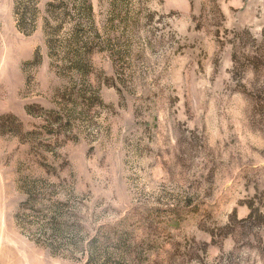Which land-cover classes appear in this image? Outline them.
<instances>
[{
  "label": "rangeland",
  "instance_id": "1",
  "mask_svg": "<svg viewBox=\"0 0 264 264\" xmlns=\"http://www.w3.org/2000/svg\"><path fill=\"white\" fill-rule=\"evenodd\" d=\"M264 0H0V264H264Z\"/></svg>",
  "mask_w": 264,
  "mask_h": 264
},
{
  "label": "trees",
  "instance_id": "2",
  "mask_svg": "<svg viewBox=\"0 0 264 264\" xmlns=\"http://www.w3.org/2000/svg\"><path fill=\"white\" fill-rule=\"evenodd\" d=\"M249 207L250 213L244 222H261V225H264V210H261L260 208H255L252 204H249Z\"/></svg>",
  "mask_w": 264,
  "mask_h": 264
}]
</instances>
